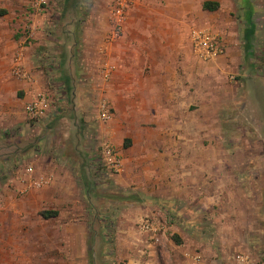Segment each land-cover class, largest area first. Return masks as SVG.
I'll return each mask as SVG.
<instances>
[{
	"label": "crops",
	"instance_id": "1",
	"mask_svg": "<svg viewBox=\"0 0 264 264\" xmlns=\"http://www.w3.org/2000/svg\"><path fill=\"white\" fill-rule=\"evenodd\" d=\"M4 1V131L22 128L27 105L44 95L45 115L59 109L61 94L82 112L84 130L83 112L96 101L113 116L97 122L93 137L75 132L87 165H41L38 146L33 175L24 169L0 181V264H25V253L33 260L27 264H56L57 240L72 264H92L93 246L106 249L109 234L110 256L102 264H193L197 255L200 264H234L237 254L264 263V6L132 0L116 38V0L20 8ZM207 2L216 8L205 9ZM22 13L30 14L29 25ZM192 28L219 34L224 54L203 62L191 44ZM16 66L30 80L16 76ZM91 137L100 146L94 154ZM106 142L121 160L116 174L102 166ZM39 178L48 184L32 188ZM108 188L115 193L112 210L98 216L91 194Z\"/></svg>",
	"mask_w": 264,
	"mask_h": 264
},
{
	"label": "rangeland",
	"instance_id": "2",
	"mask_svg": "<svg viewBox=\"0 0 264 264\" xmlns=\"http://www.w3.org/2000/svg\"><path fill=\"white\" fill-rule=\"evenodd\" d=\"M2 1L5 3L4 0ZM77 1L66 0L65 3L75 5V2L77 3ZM258 1L259 4L261 3V5L264 6V1ZM7 3L10 4L12 7L17 8H20L21 5L26 6L28 4H33V6L35 4L39 5L38 0H7ZM43 5H45V3H43ZM21 16L23 20L29 25L31 22L30 14L22 13ZM195 54L197 53L195 52ZM201 60L203 62H207L203 59ZM62 97H65L63 93ZM57 98V102L59 104V107L57 108L59 109L55 110V107L47 115H44L42 118L37 120H31L26 116V122H24L22 128L17 127L14 129L13 132L4 131L5 127L0 123V181L4 180L7 174H12L13 176H16L18 175V171H24V169H27L30 166L34 167V161L32 159H35V156L33 155L34 157H31L34 153L33 149L37 148L38 146L40 151L39 155H41V165H47L51 160L55 165L70 162L73 163L76 167H78L79 164L87 165L89 163L90 159H88L87 155L85 154V157H83V154L86 152L85 148L82 147V143H80V140L77 139L76 141L78 143H76V147L74 137L75 132L83 133L84 131H88L92 135L93 129L96 128L97 122L102 123L99 118L101 103L96 101L93 109L83 112V118L89 119V121H87L89 129L84 130L82 128V119L80 116L82 112L80 113V115H78V111L75 109V104L69 102L67 98H61V94L60 96L58 95ZM102 124H104V122ZM96 142L97 139L92 138V140L87 143L90 147V151H92L93 154V150H95L96 148L99 149L100 147L96 144ZM88 176L90 177V175ZM114 197L115 193L109 188L105 190L94 189L91 194L90 204H92V208L96 211L97 215L102 216V214L104 215V211L112 210L113 205L110 204V202ZM100 225L101 223L97 221L95 223V229H99ZM105 240L108 245L106 249H104L103 246H100L95 249V245L93 246L94 257L92 258V262L94 264H96V262H98V264H102L101 262H103L106 256H110V254L107 253L112 247L113 237L111 236V234H109L108 236H105ZM64 244L65 243L62 240H57L56 264H72L71 260L69 259V254L65 253L59 247V245L63 246ZM32 261L33 260L31 259V254L25 253V264L32 263Z\"/></svg>",
	"mask_w": 264,
	"mask_h": 264
},
{
	"label": "built area",
	"instance_id": "3",
	"mask_svg": "<svg viewBox=\"0 0 264 264\" xmlns=\"http://www.w3.org/2000/svg\"><path fill=\"white\" fill-rule=\"evenodd\" d=\"M43 4L46 0H38ZM132 0H116L113 9V20L115 24L113 36L118 37L122 32V23L124 20L125 12L128 9ZM190 40L195 52L205 61H211L218 56H221L225 52V45L219 34L206 28H192L190 31ZM14 74L25 80H30V76L22 71L20 66H16ZM48 103V97L46 95L38 97V99L27 105L26 113L31 120H37L45 115V106ZM111 108L107 103H101L99 118L102 122H108L112 119ZM102 166L108 173L116 174L121 169V160L116 153L114 146L106 142L102 147ZM27 173L33 175L34 170L32 167L27 168ZM48 184V180L39 178L32 180L31 187L35 189H42ZM234 264H264L256 261L252 256L247 254H237L234 257ZM202 257L197 255L193 264H200Z\"/></svg>",
	"mask_w": 264,
	"mask_h": 264
},
{
	"label": "trees",
	"instance_id": "4",
	"mask_svg": "<svg viewBox=\"0 0 264 264\" xmlns=\"http://www.w3.org/2000/svg\"><path fill=\"white\" fill-rule=\"evenodd\" d=\"M204 8H205V9H208V10H214L216 7H215V6L212 7V3L207 2V3L204 4ZM253 32H254V30H253V31H252V29L249 30V34L253 35V34H254ZM254 39H255V38H254ZM252 48H254L253 43H250V42H249V44H248V49H252ZM56 215H57L56 212H44V213H42V216H43L44 218L54 217V216H56Z\"/></svg>",
	"mask_w": 264,
	"mask_h": 264
}]
</instances>
